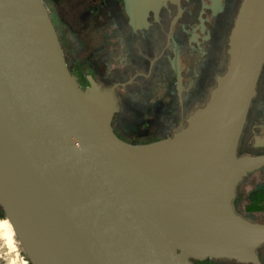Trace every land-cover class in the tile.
<instances>
[{"label": "water", "instance_id": "1", "mask_svg": "<svg viewBox=\"0 0 264 264\" xmlns=\"http://www.w3.org/2000/svg\"><path fill=\"white\" fill-rule=\"evenodd\" d=\"M229 56L186 126L129 143L113 130L115 87L79 85L43 0H0V205L32 264H262L264 223L233 201L264 164L238 155L264 65V0H243Z\"/></svg>", "mask_w": 264, "mask_h": 264}, {"label": "flooded vegetation", "instance_id": "2", "mask_svg": "<svg viewBox=\"0 0 264 264\" xmlns=\"http://www.w3.org/2000/svg\"><path fill=\"white\" fill-rule=\"evenodd\" d=\"M152 1L146 7L149 0H43L79 85L87 88L92 78L102 87H115L119 110L112 126L129 143L171 136L205 104L228 68L230 35L243 2ZM238 155H264V65ZM233 203L245 219L264 223V164L242 178ZM0 233L16 250L7 219L0 221ZM258 256L264 264V244ZM7 258L0 253V264ZM11 261L28 264L18 254ZM192 263L251 264L232 258Z\"/></svg>", "mask_w": 264, "mask_h": 264}, {"label": "rangeland", "instance_id": "3", "mask_svg": "<svg viewBox=\"0 0 264 264\" xmlns=\"http://www.w3.org/2000/svg\"><path fill=\"white\" fill-rule=\"evenodd\" d=\"M15 241H16L15 247H17V249L14 250V251H12V249L8 246L6 240L4 239V237H2V234L0 233V253H3L5 255V257H6L7 254L10 256V260L8 258L5 259V261L7 262V264H11L12 257H16L17 254L20 257V259H22L23 256L25 257L24 252H23V249H22V246L19 243V241H18V239H17L16 236H15ZM20 251H21V253H20ZM24 259L27 261V258L26 257Z\"/></svg>", "mask_w": 264, "mask_h": 264}, {"label": "trees", "instance_id": "4", "mask_svg": "<svg viewBox=\"0 0 264 264\" xmlns=\"http://www.w3.org/2000/svg\"><path fill=\"white\" fill-rule=\"evenodd\" d=\"M6 219L7 218V216H6V214H5V211H4V209H3V207L0 205V220L1 219ZM23 249V248H22ZM23 252H24V250H23ZM24 255H25V257L27 258V260H28V264H32L31 262H30V260L28 259V257H27V255H26V253L24 252Z\"/></svg>", "mask_w": 264, "mask_h": 264}, {"label": "built area", "instance_id": "5", "mask_svg": "<svg viewBox=\"0 0 264 264\" xmlns=\"http://www.w3.org/2000/svg\"><path fill=\"white\" fill-rule=\"evenodd\" d=\"M21 260H22L23 262L27 263V261H26V260H24V259H23V257H22V259H21Z\"/></svg>", "mask_w": 264, "mask_h": 264}]
</instances>
